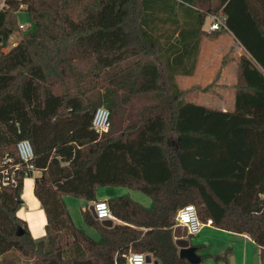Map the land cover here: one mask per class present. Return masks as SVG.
Segmentation results:
<instances>
[{
	"label": "trees",
	"instance_id": "obj_1",
	"mask_svg": "<svg viewBox=\"0 0 264 264\" xmlns=\"http://www.w3.org/2000/svg\"><path fill=\"white\" fill-rule=\"evenodd\" d=\"M21 10L34 28L20 29ZM220 11L222 28H204ZM15 32L20 40L9 46ZM223 32L243 48L225 110L188 100L176 81L196 73L203 39ZM101 106L110 128L100 136L92 120ZM23 139L32 143L34 170L18 156ZM16 164V182L0 185V264H126L131 252L193 264L173 236L188 204L201 221L249 235L264 264V0H6L0 178ZM35 171L47 219L42 239L18 216L24 180ZM102 186L140 191L153 205L108 199L122 222L111 227L84 210L101 236L95 240L74 223L63 196L95 201ZM206 257L227 261L228 252Z\"/></svg>",
	"mask_w": 264,
	"mask_h": 264
},
{
	"label": "crops",
	"instance_id": "obj_2",
	"mask_svg": "<svg viewBox=\"0 0 264 264\" xmlns=\"http://www.w3.org/2000/svg\"><path fill=\"white\" fill-rule=\"evenodd\" d=\"M199 63L200 60L198 62L197 71L194 75L178 76L177 78H183V77L184 78L188 77L192 79L193 77L195 78L199 70ZM177 84L182 90L185 91L187 90L182 86L183 84H185V81H183L182 84L179 83ZM233 97H234V89H233ZM232 107L233 104L230 108ZM39 174L40 173L38 171H35L33 175L27 176L25 178L23 193H22L23 204L18 211V216L27 223L28 229L34 239H42L45 236L46 234L45 226L47 222L46 214L41 205V202L34 194L35 177L38 176ZM129 194L130 193L128 192V190L124 188H120L116 186H102L97 188V192H96L97 200L95 201L108 200L115 196L129 195ZM130 196H132V193ZM134 196H136L140 200L139 201L136 199V201L142 203L147 207H151L153 205V201L148 196L147 197L149 200L144 199L138 194H135ZM63 200L71 214L74 223L79 228L87 232V234H89V236H91L93 239L99 240L101 238L99 232L95 228L88 226L83 218V211L86 209L90 211V208L91 206H93L95 201H87L86 199L73 197L69 195L63 196ZM116 223H122V222L116 218L113 221V224ZM92 228L95 229L97 233H95L92 230ZM189 238H190V245L195 247H202L200 249L196 248V254L200 258V261L196 264H261V248L247 234L227 231L218 228L214 225L211 226L206 225L203 226V228L198 234L192 235ZM225 252H228L227 261H216L211 257H206L204 259L202 258V256L205 254L223 255ZM152 262L153 263L155 262L153 256H152Z\"/></svg>",
	"mask_w": 264,
	"mask_h": 264
},
{
	"label": "rangeland",
	"instance_id": "obj_3",
	"mask_svg": "<svg viewBox=\"0 0 264 264\" xmlns=\"http://www.w3.org/2000/svg\"><path fill=\"white\" fill-rule=\"evenodd\" d=\"M3 2L4 0H0V7ZM17 20L18 23H22L28 28H34V22L25 10L18 12ZM208 25L207 19L204 28L207 29ZM20 37V33L15 32L9 40V46L19 41ZM242 54L243 48L229 33L223 32L215 39L204 38L196 77H193V79L188 77L177 78L179 84L185 81L182 86L187 89L185 91L186 98L210 107L229 109L234 100L233 89L238 78V59ZM120 188L128 190L129 195L132 193L131 197L135 200H139L134 196L135 194L148 199L146 195L139 191L126 187ZM92 230L97 233L95 229L92 228Z\"/></svg>",
	"mask_w": 264,
	"mask_h": 264
},
{
	"label": "built area",
	"instance_id": "obj_4",
	"mask_svg": "<svg viewBox=\"0 0 264 264\" xmlns=\"http://www.w3.org/2000/svg\"><path fill=\"white\" fill-rule=\"evenodd\" d=\"M5 1L3 2L0 9L5 5ZM24 6L21 5V8ZM208 31H216L220 30L225 22V16L223 12H219L218 14H211L208 17ZM20 29L25 30L28 27L20 24ZM92 128L101 136L106 133L110 128V111L101 106L97 108L93 120H92ZM17 153L22 162L25 163L26 168L28 170H34V164L32 163L34 159V149L32 143L29 139H23L17 143ZM3 163H12L11 159L5 158ZM20 164L9 165L5 167L2 171V178H0L1 186H8L10 184H14L16 182V172L17 169L20 168ZM94 212L96 215V219L99 221L104 220H112L114 221L116 218L114 217L110 206L107 200H98L93 204ZM187 217V219H185ZM176 226H183L186 228L189 236L198 234L203 226L206 225H214L212 219H208L207 221H201L198 210L194 204H188L180 208L175 217ZM147 254L142 252H131L127 256L126 264H147L146 262Z\"/></svg>",
	"mask_w": 264,
	"mask_h": 264
},
{
	"label": "water",
	"instance_id": "obj_5",
	"mask_svg": "<svg viewBox=\"0 0 264 264\" xmlns=\"http://www.w3.org/2000/svg\"><path fill=\"white\" fill-rule=\"evenodd\" d=\"M90 212L94 217H96L93 206H91ZM102 224L104 226L111 227L113 226V221L104 220L102 221ZM23 233L24 231L21 227H19L16 231V235L18 236H21ZM173 236L176 239L177 246L180 248V255L188 259L193 264L198 263L200 261V258L196 254V247L190 245V238L186 228L183 226H176L173 231ZM146 262L147 264H160L158 261H155L153 263L151 255H147Z\"/></svg>",
	"mask_w": 264,
	"mask_h": 264
},
{
	"label": "snow or ice",
	"instance_id": "obj_6",
	"mask_svg": "<svg viewBox=\"0 0 264 264\" xmlns=\"http://www.w3.org/2000/svg\"><path fill=\"white\" fill-rule=\"evenodd\" d=\"M185 219H187V217H185Z\"/></svg>",
	"mask_w": 264,
	"mask_h": 264
}]
</instances>
